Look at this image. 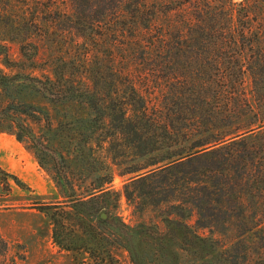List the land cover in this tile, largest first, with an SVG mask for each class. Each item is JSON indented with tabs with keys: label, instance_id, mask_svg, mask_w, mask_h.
Wrapping results in <instances>:
<instances>
[{
	"label": "trees",
	"instance_id": "1",
	"mask_svg": "<svg viewBox=\"0 0 264 264\" xmlns=\"http://www.w3.org/2000/svg\"><path fill=\"white\" fill-rule=\"evenodd\" d=\"M0 61V132L52 172L64 201L38 210L70 264H264V0H0ZM113 168L164 231L121 219Z\"/></svg>",
	"mask_w": 264,
	"mask_h": 264
},
{
	"label": "rangeland",
	"instance_id": "2",
	"mask_svg": "<svg viewBox=\"0 0 264 264\" xmlns=\"http://www.w3.org/2000/svg\"><path fill=\"white\" fill-rule=\"evenodd\" d=\"M239 2L241 0H235ZM13 59L19 58L18 46L13 44ZM0 67L3 68L1 61ZM43 74V72H36ZM249 86V84H248ZM53 116L55 128L60 120L64 122L72 115H82L75 104L58 106L57 110L52 105H45ZM103 155V154H102ZM0 166L10 175L17 176L27 188H20L10 179V189L4 191L0 178V235L7 241L8 254L0 258V264H70L75 257L62 251L53 239V224L50 218L38 210L42 204H56L64 201L63 194L53 179L52 172L42 168L35 153L27 143H21L8 132H0ZM102 164L96 165L99 168ZM86 168H89L87 163ZM93 170V168L91 169ZM115 178L112 189L121 194L117 210L121 219L130 226L140 224L157 225L165 230L157 207L160 197L151 196L149 186L142 185L141 191H135V199L128 200L124 185L129 177H122L118 170L113 168ZM88 171H85L87 174ZM80 178V177H77ZM89 182L92 180L88 178ZM136 200V201H135ZM193 220L191 223L193 224ZM200 233L210 235L209 230H201ZM216 236L220 237L216 234ZM146 241L151 242L147 239ZM174 249V251H173ZM167 255H177L180 264H189L191 259L173 245H166ZM116 254L121 264H132L130 255L125 249H118Z\"/></svg>",
	"mask_w": 264,
	"mask_h": 264
},
{
	"label": "water",
	"instance_id": "3",
	"mask_svg": "<svg viewBox=\"0 0 264 264\" xmlns=\"http://www.w3.org/2000/svg\"><path fill=\"white\" fill-rule=\"evenodd\" d=\"M102 217H103V218H106V216H105V215H103Z\"/></svg>",
	"mask_w": 264,
	"mask_h": 264
}]
</instances>
